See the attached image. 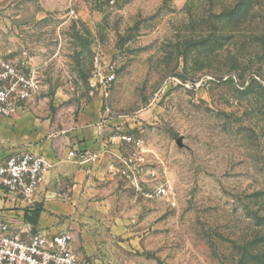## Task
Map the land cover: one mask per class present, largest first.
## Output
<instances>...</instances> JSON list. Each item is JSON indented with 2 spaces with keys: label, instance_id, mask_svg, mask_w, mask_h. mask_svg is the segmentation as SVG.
Instances as JSON below:
<instances>
[{
  "label": "rangeland",
  "instance_id": "obj_1",
  "mask_svg": "<svg viewBox=\"0 0 264 264\" xmlns=\"http://www.w3.org/2000/svg\"><path fill=\"white\" fill-rule=\"evenodd\" d=\"M0 57L39 74L26 108L0 115L22 138L100 127L104 157L57 184L39 228L67 227L76 264H264V0H0ZM114 153L141 158L139 189L108 170Z\"/></svg>",
  "mask_w": 264,
  "mask_h": 264
},
{
  "label": "built area",
  "instance_id": "obj_2",
  "mask_svg": "<svg viewBox=\"0 0 264 264\" xmlns=\"http://www.w3.org/2000/svg\"><path fill=\"white\" fill-rule=\"evenodd\" d=\"M114 80L113 68L96 58L93 70L92 88L99 90L107 100ZM40 79L35 66L16 64L0 57V115L12 117L23 111L38 93ZM101 140V132L98 134ZM127 145L141 148L143 140L130 134L120 136ZM98 146L70 149L67 159L77 164L85 174L104 157ZM117 162L111 161L109 171H115L133 180L139 189L138 175L142 166L137 164L140 157L134 154L124 156L114 153ZM48 167L47 160L33 152H16L0 162V198L9 201H29L43 181ZM151 172H148V174ZM163 186H156L148 195L160 196ZM0 264H76V256L67 227L43 233L29 222H17L0 214Z\"/></svg>",
  "mask_w": 264,
  "mask_h": 264
},
{
  "label": "crops",
  "instance_id": "obj_3",
  "mask_svg": "<svg viewBox=\"0 0 264 264\" xmlns=\"http://www.w3.org/2000/svg\"><path fill=\"white\" fill-rule=\"evenodd\" d=\"M85 121V117L80 118L76 126L70 130L69 135L61 137L52 135L51 137L39 139L36 135L34 137L29 136L30 134L22 138V133L26 131V128L21 119L16 120L15 126L12 125V121L10 122L9 118L0 119V136L10 137V143H15L12 144L14 146L0 149V162L11 155L13 151L33 152L43 156L48 162L43 181L32 198L29 201L15 202L0 198V214H4L7 218H14L15 221L20 222V214L23 213L24 209L32 210L34 208L33 204L40 202L38 204H40L41 211L39 212L38 221L35 226L40 228L49 222L51 214L55 212L54 206L56 204L49 198L58 194L56 191L57 184H63L66 180H70L72 183H80L85 175L82 168L72 160L67 159V152L72 148L79 149L100 146V142L98 141L100 127L97 125V122L86 125ZM2 141L0 139V145Z\"/></svg>",
  "mask_w": 264,
  "mask_h": 264
},
{
  "label": "trees",
  "instance_id": "obj_4",
  "mask_svg": "<svg viewBox=\"0 0 264 264\" xmlns=\"http://www.w3.org/2000/svg\"><path fill=\"white\" fill-rule=\"evenodd\" d=\"M29 211H33L32 215L30 217H28V222H30L33 226H35L37 224L38 221V217H39V212L41 211V207H34L32 210H25L24 215H26Z\"/></svg>",
  "mask_w": 264,
  "mask_h": 264
}]
</instances>
